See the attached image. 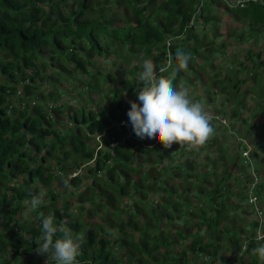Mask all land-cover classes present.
Listing matches in <instances>:
<instances>
[{
  "label": "trees",
  "instance_id": "trees-1",
  "mask_svg": "<svg viewBox=\"0 0 264 264\" xmlns=\"http://www.w3.org/2000/svg\"><path fill=\"white\" fill-rule=\"evenodd\" d=\"M87 1L0 0V213L2 212L0 238H5V240L0 239L1 264H35L27 258L25 261L23 258H19L17 262L12 261L15 255L29 254L28 244L30 245L31 242L20 237L23 231L28 232L29 238L34 235V231L27 229L24 224L27 220L21 219L18 213L23 209L26 201L30 205V193L41 187L47 190L46 198L52 202L31 209V213L55 202L54 172L61 174L60 182L64 188H66L65 181L76 186L78 190L76 201L88 207L84 216L87 224V213L94 211L96 217H101L103 228L106 224L115 227L112 230L114 234L106 227L103 237H97L96 233H91L88 228H80L75 220L80 213L79 209L77 215H74L71 212V202L65 200L61 208L66 212L63 213L67 219L66 226L73 233L81 232L86 237V242L77 257L78 264L88 262L191 264L188 257L190 253L206 252L212 259L215 258L217 252L215 248L219 245L217 234L227 239L225 249L230 246L232 247L230 250L234 251L239 245L238 233L241 229L233 230L229 236L223 231L224 224L231 221L236 211L235 206L232 211L230 210L228 194L224 191L223 180L229 177L225 167L221 171V176L215 173L216 167L210 169L213 178V184L210 186L205 184L204 174L191 176L187 174L191 170L189 167L191 164L200 163V160H194L196 154L189 151L191 158L187 154L188 158L185 161L167 165L164 159L170 155V152L164 149L160 142H155V138H143L146 144H153L149 147L126 140L115 146L112 154L98 149L96 157H93L95 150L86 143L92 135L100 133L103 129L106 133L103 137L104 145H107L112 138L117 139L119 133L112 124L126 116L123 110L126 112L127 108H130L120 95L124 91L137 89L144 59L151 58L158 65L161 64L167 49L164 40H170L171 65L163 75L169 76L176 70L177 47L183 48L190 54L188 69L176 72L174 84L183 83L193 93L194 99H201L200 102L213 115L215 123L221 118L229 120V123L238 122L236 114L239 108L246 106L248 102L246 98L255 99L254 110L249 112V119L264 118V88L255 85L259 79V72L255 70L258 64L251 62L248 66L249 73L245 76L238 75L234 79L229 74L216 73L208 76L206 82H202L206 88L201 92L197 91L198 88L195 82L189 79V74L194 75L196 80L202 81L199 71L204 69L205 65H211L212 59L209 55L216 56L226 47L230 51L232 49L230 44L233 40L229 38L227 40L226 34L222 37L224 27L220 25V21H223V18L218 17L217 11L220 13L223 8L220 7L218 0H204L196 20L201 24L202 30L199 32L191 28L185 29L186 22L198 0H124V8H121L120 0H110L112 13L103 11L106 2L97 0L92 6H88ZM91 12L95 14L91 15ZM226 19L233 20L234 27H239L240 37L245 35L246 28L249 29L247 36L256 44L261 32L264 37V6L262 5L253 4L243 9L229 10L226 12ZM218 28L220 32H217ZM215 37L219 38L216 43H214ZM261 46L262 44L258 48ZM247 54L248 52L245 53ZM96 57L103 59L107 57L112 62L113 68H110L112 70L98 71L91 68L97 60ZM199 57L202 60L199 63L196 61L195 65V60ZM49 61L53 63L51 66L55 74L47 75L41 70L40 66H48ZM122 61L131 65L128 66L129 73L134 72L129 79L128 77L118 79L114 74ZM231 62L232 70L243 66V62L236 58ZM219 64L221 65L222 62ZM71 73L76 74L77 78L74 79ZM62 76H69L74 82L79 83L80 87L82 83L83 89L81 87L72 95H69L68 90L62 91L59 87V78ZM80 76H83L81 82L78 79ZM228 80L233 83L230 84L231 93L225 84ZM48 83L51 89L45 90L44 85ZM108 84L113 86L111 88L113 93L106 98L107 104L101 111H88L87 105L93 103L95 94L104 92L103 86ZM241 85H244L247 91L239 89ZM211 93L218 94L222 98V101L220 99L217 102L218 110L214 102L204 98L206 95L210 97ZM11 97H13L12 101ZM63 97L67 99L74 97L78 106L73 108L69 103L62 104L66 102ZM14 101L19 105H14ZM227 101L230 103L224 105ZM45 102L54 103L55 106L47 110ZM64 118L69 122V126L59 120ZM256 121L245 124L240 137H245L257 123ZM260 127L264 129V121H261ZM228 133L232 135L234 131L229 130ZM212 139L207 144L213 147L216 143ZM255 141L256 139L253 140ZM65 145L67 148L63 149ZM184 149L181 147L182 151ZM194 151L198 153L197 149ZM236 151L229 152L233 157L229 163L231 167L236 165ZM151 152L156 156L155 161L148 166L135 164L137 154L144 155L146 159ZM254 155V152L250 151V157ZM219 156L222 155H218L217 158ZM49 158H53L55 165L45 164ZM64 160L67 161L66 164ZM88 161H91L92 165L87 164ZM156 166H159L158 169ZM64 167L67 171L75 167L83 170L68 180L65 177L66 169L65 171L62 169ZM117 169L119 172H124L122 176L119 172L115 174ZM140 169H144L140 176L144 181L139 184L140 195L129 203L135 208L134 214L141 207L149 210L153 207L158 211L145 221V231L139 236L137 232L136 238H133L132 234L138 229L137 222L140 221L132 213L115 206L114 198L111 196L115 186L113 187L109 179L113 174L117 179L116 175H118L122 184L127 186L130 180L126 174ZM174 169H181L184 173L180 176V182L177 181L179 178H173L176 184L172 189L171 197L162 203H157V207L154 204L147 205L148 203L144 202L147 193L142 189L148 187L144 186V183L151 188L156 185L155 182L149 183L150 172L157 181L163 178L161 177L163 170L169 173ZM87 177H89L88 182H84V178ZM10 179L17 181V185L10 186L8 184ZM2 181L6 182L5 185H2ZM180 183L184 185L179 187ZM132 184L133 182H130L129 186ZM159 184L166 186L165 182ZM262 189L264 190L263 185ZM120 191H123L122 187ZM198 192L202 193L203 197L199 198ZM237 193L240 198L242 196L240 191ZM8 199L12 202L9 203ZM159 199L161 200V196ZM136 201L140 204L138 205ZM50 213L54 215L56 224L62 221L60 208L53 209ZM79 221L86 225L84 218ZM247 222L249 226L252 225L251 221L247 220ZM200 229L205 233H200ZM37 230L42 231L41 223L36 227V232ZM242 232L243 229L240 233ZM60 235L57 233V236ZM116 241L120 242L119 247L125 246L121 255H116L114 251ZM171 244L178 246L179 251L171 248L173 247ZM252 249L253 243L251 245L250 242L245 252L250 253ZM6 256L9 257L6 259ZM250 260L248 264L256 263L255 257L251 256ZM233 264H236V261Z\"/></svg>",
  "mask_w": 264,
  "mask_h": 264
},
{
  "label": "clouds",
  "instance_id": "clouds-1",
  "mask_svg": "<svg viewBox=\"0 0 264 264\" xmlns=\"http://www.w3.org/2000/svg\"><path fill=\"white\" fill-rule=\"evenodd\" d=\"M218 1L221 6L226 9V12L229 10L243 9L253 4L264 6V0H249L243 7H228L224 0ZM203 2L204 0H198L193 12L186 22L185 29L191 28L196 32L202 30L201 24L196 20ZM217 31L219 30L217 29ZM175 37L178 38V36ZM216 39L218 40L219 38L216 37ZM169 41L170 40L168 39L166 41L164 40L167 49L165 58L161 64L158 65L151 58L143 60L142 71L139 73L140 81L137 86L138 90L136 89L138 93L135 100L129 101L130 106L128 105V107L130 108H127V111L125 112L126 116L114 121L112 124V127L119 133L117 139L112 138L108 141L107 145H104L103 137L106 134L105 129L101 130L100 133L91 136L89 141L92 142L91 147L95 150L93 157H96V150L98 149L109 151V153L112 154L113 148L126 140L135 141L144 147H149L153 144H146L143 138H155V142H160L165 149L172 148L175 143L180 147H184L191 151L204 146L214 137L215 128L212 124L214 119L213 115L206 109L203 103L191 96L188 87L183 83H180L179 85L174 84L176 72L188 69L189 61L191 60L190 54H188L183 48L177 47L175 51V59L178 62L177 68L171 75H163L171 65ZM226 49L227 48L222 49V52H220L217 57L220 59L221 55V59L223 60L221 62L222 64L224 63V67L228 66L232 69V58L229 59L228 51ZM199 59L201 58L199 57ZM194 80H196V78ZM194 80L193 83L195 82ZM199 82L202 84V81L199 79L196 80V87ZM252 101L254 102L255 99L253 98ZM54 106V103L45 102V108L47 110H51V107ZM247 117L246 122H252L249 119V113ZM219 120L221 121L225 119L221 118ZM225 121L228 122L227 119ZM93 138L95 139V142L92 141ZM243 139L244 138L237 137L238 146L236 148V162L239 160L240 164L245 159L246 163H242V166L247 169L237 170L236 168L239 167L238 163L233 167H231L230 164L226 165V167L229 170V176H231L232 173V177H234L237 192L240 191V194L243 196V198L241 199L240 197V199L243 204L244 216L247 220L251 221L252 225L249 226L248 222L246 223L248 226L246 228L247 231L243 228L244 232L240 233L239 245L238 248L233 251L234 253L231 252L226 258H221L216 252L214 259L202 262L203 264H233L234 261L239 258H244L247 254L256 258L257 262L255 264H259V261H261V264H264V242H261L264 241V236H258L257 242L254 240L258 222H260L261 230L264 232V204L262 201L264 199V190H262V185L264 188V179H262L264 174L261 175V170L256 166L257 157L261 153L258 152V148L261 145L257 140L253 142L254 138L249 140L248 145L244 144ZM246 151L248 152L247 156H245ZM250 151H252V153L254 152L255 155L250 157ZM261 151L263 150L261 149ZM88 163L92 162L88 161L87 164ZM80 171H82V169L76 167L75 169H69L66 171L65 177L69 180L73 176H77ZM117 172H119L118 169L115 171V174ZM123 173V171L119 172L120 176H122ZM128 173L126 175L130 182H134L133 172ZM130 182L127 185L128 187H131L129 186ZM64 183L67 188V195H70V191L73 192V190L78 192L76 186L68 184L67 181ZM116 184H122V182L117 181ZM47 194V190L42 187L39 190H33L30 193L31 200L29 202L31 209L34 210L43 205ZM139 195L140 193H138V196ZM252 197H254V200H250ZM136 198L137 197H135V200ZM67 199L70 201L69 198ZM71 206V212L74 215H77L78 209L80 211L79 215L75 218L77 224L81 226L80 228H88L91 233H96L97 237L104 236L105 229L103 228L102 219L98 222L94 211H89L87 213V224L84 216L88 207L77 201L75 203L71 201ZM63 213L65 214L66 212H63V209L61 208L60 214H62V221L59 224L54 222L55 217L53 214L50 213L45 215L43 212L39 213L38 224L40 225L41 223L42 231L37 230L36 236L34 237L33 235L31 238H28V234L27 237H25L24 233L20 235L21 238H27V240L31 242L30 248L36 249L38 254H47V259H45V256L41 258L33 255L34 258L39 259L38 264H78L77 257L81 252L82 245L86 242V237L81 232L73 233L66 226L67 219H65ZM81 218H84L86 225L80 223L79 220ZM93 225L97 227L96 232L91 231ZM99 232H101L102 235H99ZM57 233H60L61 235L57 236ZM250 242L253 243V249L250 253H246L245 251ZM32 244L34 246H31ZM228 250L230 251V249ZM26 255H28V253H22L21 258L26 259ZM42 259L44 260L42 261ZM81 261L86 262V260ZM88 264L98 263L88 262Z\"/></svg>",
  "mask_w": 264,
  "mask_h": 264
},
{
  "label": "rangeland",
  "instance_id": "rangeland-1",
  "mask_svg": "<svg viewBox=\"0 0 264 264\" xmlns=\"http://www.w3.org/2000/svg\"><path fill=\"white\" fill-rule=\"evenodd\" d=\"M95 1H97V0H88L87 1V5L88 6H92ZM101 1L106 2V4H107L104 7L103 11L112 13L113 7L111 5V1L110 0H101ZM109 3H110V5H109ZM124 3H125L124 0H120L121 8H124V6H123ZM72 5L74 6L73 2H72ZM220 7H222V6L220 5ZM94 14H95L94 12H91V15H94ZM217 15H218L219 18H223V21H220V25L222 24L223 27H224V31L222 33V37L226 34L227 40H228V38L230 40H233V42L230 44L231 47H232L231 51L229 50L228 47H226L227 48L226 50L229 53L228 56H230L229 59L230 58H232V59L236 58L237 60H240L242 62L244 60V62H243L244 67L242 66V68H238L237 70H232L228 66L224 67V63L222 65L219 64V62L223 61L221 59V55H220V59L217 57V55L216 56L209 55V58L212 59L211 65H206V66H204L205 67L204 69H201L199 71L200 79L202 80V82L203 81L206 82L208 76H212L213 74H216V73H219L220 75L229 74V76L231 78L233 77V79L236 78L238 75L245 76V75H247L248 71L250 70L248 66H250L251 62H254V63L258 64V66H256L255 70L259 72V79L255 82V85H256V87H259L261 85V88H264V80H263L264 79V37H263L262 32L259 34V36H258L259 40H258V42L256 44L255 41L253 42L247 36V33L249 32L248 28H246L244 30L245 35L240 37V35H239V33H240L239 32L240 31L239 27H234L233 20H231V19L227 20L226 19V9L223 8V10L220 13L217 11ZM218 30H220V29L218 28ZM258 30L260 31V29H258ZM212 34H215V33H212ZM209 38H210V36H209ZM236 41L237 42L239 41V42L237 43ZM216 42H217V39L215 37L214 38V43H216ZM260 44H262V46L260 48H258V46ZM244 51H245V53L248 52V54L245 55ZM256 51H258V52H256ZM220 52H222V51H220ZM244 55L247 58L243 57ZM96 58H97V60L95 61L93 66H91V68H95L98 71H100L102 69L104 71H107V70L111 71L112 70V69H110V68H113L112 62L109 61L107 59V57L105 59H103L102 57H96ZM115 59L117 60L118 58H115ZM201 60L202 59L197 58V60H195V65H196V61H198V63H199ZM117 61H119V60H117ZM60 63H61V61H60ZM51 64H53V63H50V61H49L48 66H43V65L40 66L42 68L41 70L44 71V73L47 74V75L55 74L53 72L54 70H53ZM128 66L130 67L131 65L130 64L127 65L123 61L121 63H119L118 67L116 68L117 71L114 72V74L118 77V79L127 78V77L129 79V78H131L133 76L134 72H130L129 73ZM243 70H245V72ZM237 71H238V73H237ZM71 74H72V76H74V79L77 78L76 74H74V73H71ZM208 74H211V75H208ZM82 78H83V76L82 77L80 76L78 78V79H80V82L82 81ZM195 78L196 77H194V75L189 74V79L191 81H193ZM59 81H60L59 82V87L61 88V90L62 91L68 90L69 95H72L73 93L78 92V90H80L81 87H82V89L84 87V85L82 83H81V87H80L79 83L74 82V80H72L69 76H62V77L59 78ZM194 81L196 82V80H194ZM225 82H226L225 83L226 86L230 87L229 84H231V81L228 80V81H225ZM112 87L113 86L111 84L103 86V88H105V91L102 92L99 95L95 94V96L93 97L94 98L93 99V103L87 105L88 106L87 110L88 111H93V112L101 111L103 106L107 104L106 103L107 102L106 98L113 93L112 89H111ZM44 88H45V90H49V89H51V85L49 83L45 84ZM197 88H198L197 91L201 92V90L203 91L206 88V86L199 82L198 85H197ZM240 89L241 90L244 89L245 91H247V89H245L244 85H241ZM137 90L134 89V90L129 91V92H125L124 91L123 93H121L120 97H122L123 100L127 101L128 105L130 106L129 101L135 100V97H136V95L138 93ZM190 94H191V96L193 95L192 92H190ZM249 96L251 97V93H249ZM13 97H11V101L13 100L12 99ZM204 98H207L211 102H214L215 107L217 105V102L221 99L219 97V95L215 94V93H211L210 97L208 95H206ZM63 99L66 100V102L62 103L64 105H66V103H69L73 108L78 106L74 97H72L71 99L70 98L67 99V98L63 97ZM246 100H248V102L246 103V106L244 107V109L243 108H239L238 112L236 114V118H237V120H239V122H234L235 124L234 123H229V120H228V122H226L225 120H221L220 122H217V123H215L214 121L212 122V124H213V126L215 128V136H214L213 140H215L214 143H216L213 147L209 146V144L206 143L204 146L199 147L197 149L198 153L195 152L194 150L190 151L191 153L197 155V156L194 157L195 158L194 160L198 159V160H200L199 161L200 163H199V165L196 163V164H191L189 166L190 169H191L187 173L189 176H191L193 174L197 175L198 173L199 174H204L205 175V177H204L205 184H207V185L209 184L211 186L213 184L212 183L213 178L211 177V172H210L211 171L210 169L212 167H216L215 168L216 169L215 173L217 175H220V176H221V171H223L224 167L227 169V172L229 171L228 168L226 167V165L231 163V161L233 160V157H232V155H229V152L231 151V152L234 153V151L236 150V148L238 146L237 137L238 138L240 137V134L243 131V126L245 124H247L246 118H248L247 117L248 113L251 110H254L253 101H251L252 98H246ZM199 101H201V99ZM224 103H223L224 105H228L230 103V101H227V102H224ZM13 104L14 105H19V104H17V101H16V103L14 101ZM210 109H212V107H210ZM216 110H218V107H216ZM71 112H74V111H71ZM123 112L125 113L124 110H123ZM58 118H60V117H58ZM59 120H61L64 124L69 126V122H67V120H65V118L64 119H59ZM251 121H256L257 123H255V125L248 131V133H246L245 137H241V138H244L243 142H244V144H247V145L249 144V140H251L253 138L257 139V141L260 142L261 146H259L258 152H261V153L257 157L256 166L258 168H260L261 175H263L264 174L263 173L264 172V143H263L264 135L262 133H264V129H262L260 126H261V121H264V118L257 117V118H255L254 120H251ZM234 126H236V127H234ZM237 127H239V128H237ZM229 130L234 131V133H232V135H230L228 133ZM221 135L223 136L222 138H221ZM259 137H260V139H259ZM92 141L95 142V139L93 138ZM91 144H92L91 141L87 142L88 146H91ZM220 146H222L225 150H223L222 147H220ZM65 148H67L66 145L64 146L63 149H65ZM212 149H213V151H212ZM261 149L263 151H261ZM168 150L170 152V155L164 159V163L167 164V165H174L176 163L183 162V161H185L188 158V155H189L188 154L189 150H187L185 148L184 151H182L181 147H179V145L175 144V143L173 144L172 148H170ZM222 150H223V152H222ZM55 152L59 153V151H55ZM218 152H220V153H218ZM220 154L222 156H219V158H217V156L220 155ZM247 155H248V152L246 151V155L245 156H247ZM229 156H230V158H229ZM191 157L192 156H190V158ZM155 159H156V156L154 155V152H151V154H149L148 158H146V159H145L144 155L139 153V154H137V157L135 158V164L141 163V164H145V165L148 166L149 163H152L153 161H155ZM48 163H50L51 165H55L54 164L55 162H54L53 158H49V160L45 162V164H48ZM64 163L66 164L67 161L64 160ZM236 163L239 164V161H237ZM242 163L245 164L246 160L244 159L242 161ZM242 163H240L239 167L236 168L237 170L247 169L246 167L242 166ZM88 164L92 165V163H88ZM53 167H55V166H53ZM158 167L159 166H156L157 169H158ZM182 167H184V166H182ZM179 168H180V166H179ZM62 169L65 171L66 168L64 167ZM164 169H166V167H164ZM143 170L144 169H140L138 171L133 172V176H134L133 177V181L134 182L131 185L132 187L124 186V184H116L117 181H120L119 178H118V175H116L117 179L115 177V174H113L112 178L109 179L112 182L113 187L115 186L114 192L112 190V193H111V196L114 198L115 206L119 207V208H122V210L127 212V213H132V215L136 216V219H138L140 221V222H137L138 229H136L134 231V234H132L133 238H136L137 232H138V236H139L143 231H145V229H146L145 221L148 220V218L151 217L152 215L157 214V211H158V209H155L153 207H152V210H149V208L145 209L144 207H141V208H139L138 212L136 214H134L133 211H135V208H133V206L129 203V202L132 201V199L134 201L135 197H138V193H139L138 189L140 188L139 184L144 182L142 179H140L141 178L140 176L142 175V171ZM66 171H67V169H66ZM150 173H151V179H150L149 183L155 182L156 185L153 188H151L147 183H144V186H147L149 188V189L148 188L142 189L145 193H147V196L144 197V202L148 203L147 205L154 204L155 207H157V203L158 204L162 203L163 201H166L167 198L171 197L172 189L175 188L174 185L176 184V180L175 179L173 180V178L174 177L179 178L177 181L180 182V180H181L180 176L182 175V173H184V171L181 170V169L180 170L174 169V170L170 171L169 173H166L163 170L161 172V177H163V178L161 180H157V181L154 180L155 177H154L153 173L152 172H150ZM53 174H54L53 180H54V186H55V188L53 189L54 190L53 192L55 193V196H56L55 200H54L56 202H54L53 204H50L49 206H46V207H44L42 209H39V210L31 213V211H30L31 207L26 201L23 204V209H21V211H19V213H18V216H20L21 219H26L27 220V222L24 223V224H26L25 226H26L27 229H30V230L34 231V233H33L34 236H36V227H38V225H39L38 224L39 213L43 212L45 215H48L50 211H53V209H56V208H59V207L61 209L60 205L62 204V202L64 200H68L67 198L70 199L69 202H71V201L74 202V203L76 202L75 199H76V196H77L78 192H76V190H73V192L70 191V195H67V193H68L67 192V188H64L63 185L60 182L61 175L58 172H54ZM262 179H264V175L262 176ZM88 180H89V177L84 178V182H88ZM223 181H224L223 183L225 184L224 191L226 192V194H228L229 207H230V205H232L230 207V210L232 211L233 207L234 206L236 207L235 208L236 209V213L233 214L231 221L229 223H227V225L224 224L223 227L225 229H223V231H224L226 236H229L230 232H233V230H237L239 228H241V230L244 228L247 231L246 228L248 226L245 224V223H247L246 222L247 220H246V218L244 216L243 204H242V201L239 198V196L236 194L237 193V186H236V183L234 182V177H232V173H231V176H229L228 178H226ZM136 182H138V183H136ZM159 182H165L166 186L163 187V185L159 184ZM5 183L6 182L2 181V185H5ZM8 184L10 186H16L17 185V181L10 179ZM183 185H184V183H180L178 186L180 187V186H183ZM120 187L123 188V191H120ZM197 195H198L199 198L201 196L203 197L202 193L200 194V192H198ZM160 196H161V200L159 199ZM163 196H164V198H163ZM8 202L11 203L12 201L10 199H8ZM50 202H52V201L50 199L46 198L44 204H48ZM136 203L138 205L140 204L137 201H136ZM184 208H187V206H184ZM1 213H0V216L2 215ZM120 214H122V213H120ZM96 220L98 222H100L101 218L100 217H96ZM242 223H243V225H242ZM106 227L108 228L109 231H112L113 229H115L114 226H111V225H108V224H106ZM106 227H104V229H106ZM96 229H97V227L95 225H93L92 228H91V231L92 232H96ZM199 232L200 233H205L202 229H200ZM240 232L241 231H239L238 235L240 234ZM23 233L25 234V237H27L28 232L27 231H23ZM98 234L102 235L101 232H99ZM217 237L219 238L218 242H217V243H219L218 248H215V249H217V254L221 258H223V257L226 258L231 252H233V250L232 251L228 250V249H231L232 247L228 246L227 247L228 249H225V247L227 246V239L225 238V236L222 237L221 234H217ZM0 239L1 240H5V238L3 239V237L0 238ZM25 239L27 240V238H25ZM116 242L117 243H116V247L114 248V251L116 252V255H121V254H123V250L125 249V246H120L119 247L120 242L119 241H116ZM110 244H113V242H110ZM171 245L173 246L171 248L175 249L176 251H179L178 247L176 245H173V244H171ZM28 248L29 249H28L27 252H29V254L26 255V257L28 258V260L30 262H33L35 264L39 263V259L38 258H34L35 255H36V257H41L42 258V257L45 256V259L47 258V254L41 255V254L37 253L36 249H34V248L30 249V245L29 244H28ZM159 251L161 252V249H159ZM32 253H34V254H32ZM200 254H202V255H200ZM21 255L22 254L15 255L14 258L12 259V261L13 262L14 261L17 262L18 259L21 258ZM8 257L9 256H6V259ZM188 257L190 258L191 264L202 263V262H205V261H208V260L212 259L211 256L208 253H205V252H199V253H196V254L190 253V254H188ZM250 259H251L250 255H247V256L245 255L244 258L238 259L239 261L236 260V264H248V261ZM23 260L25 261V259H23ZM43 260L44 259H42V261ZM256 262H257V260H256ZM0 264H1V262H0ZM142 264H145V263H142ZM155 264H157V263H155ZM213 264H215V263H213Z\"/></svg>",
  "mask_w": 264,
  "mask_h": 264
},
{
  "label": "bare ground",
  "instance_id": "bare-ground-1",
  "mask_svg": "<svg viewBox=\"0 0 264 264\" xmlns=\"http://www.w3.org/2000/svg\"><path fill=\"white\" fill-rule=\"evenodd\" d=\"M236 42H237V41H236ZM236 42H235V43H236ZM238 42H239V41H238ZM238 42H237V43H238ZM239 46H240V45H239ZM243 46H244V45H243ZM233 49H234V48H233ZM243 49H244V48H243ZM236 50H237V49H236ZM236 50H235V51H236ZM228 54H229V53H228ZM244 54H245V51H244ZM229 57H230V56H229ZM243 57H245V55H244ZM245 58H247V57H245ZM240 59H241V58H240ZM240 62H241V61H240ZM243 62H244V60H243ZM241 64H242V63H241ZM244 64H245V63H244ZM240 66H241V65H240ZM243 67H244V65H243ZM252 67H253V65H252ZM233 68H235V67H233ZM235 69H236V68H235ZM240 70H241V69H240ZM243 71L245 72V70H243ZM249 71H250V70H249ZM237 73H238V71H237ZM242 73H243V72H242ZM248 73H249V72H248ZM251 73H253V72H251ZM249 75H250V74H249ZM232 78H233V77H232ZM260 78H261V77H260ZM227 79H228V78H227ZM216 80H217V79H216ZM230 81H231V80H230ZM242 82H243V81H242ZM231 84H233V83H231ZM229 85H230V84H229ZM237 86H238V85H237ZM235 87H236V85H235ZM244 87H245V86H244ZM216 88H217V87H216ZM239 89H240V88H239ZM239 89H238V90H239ZM215 90H216V89H215ZM226 90H227V89H226ZM226 90H225V91H226ZM229 90H230V87H229ZM242 90L244 91V89H242ZM222 92H223V91H222ZM230 93H231V90H230ZM234 94H235V93H234ZM239 94H240V93H239ZM231 95H232V94H231ZM231 95H230V96H231ZM240 95H241V94H240ZM232 96H233V95H232ZM244 96H245V95H244ZM233 97H234V96H233ZM237 97H238V96H237ZM241 97H242V96H241ZM215 99H216V98H215ZM221 99H222V98H221ZM229 99H230V97H229ZM232 99H233V98H232ZM238 99H239V98H238ZM243 99H244V98H243ZM241 100H242V99H241ZM221 101H222V100H221ZM221 101H220V102H221ZM238 101H239V100H238ZM240 102H241V101H240ZM242 103H243V101H242ZM210 104H211V103H210ZM227 104H228V103H227ZM210 107H211V106H210ZM210 107H209V108H210ZM216 107H217V106H216ZM242 107H243V106H242ZM235 108H236V107H235ZM237 108H238V107H237ZM243 109H244V107H243ZM220 110H221V109H220ZM223 110H225V109H223ZM240 110H241V109H240ZM236 111H237V110H236ZM218 112H219V111H218ZM222 112H223V111H222ZM234 112H235V111H233V113H234ZM242 113H243V112H242ZM242 113H241V114H242ZM234 114H235V113H234ZM240 119H241V118H240ZM238 122H239V120H238ZM240 123H241V122H240ZM234 124H235V123H234ZM237 124H238V123H237ZM244 124H245V123H244ZM247 124H249V123H247ZM230 125H231V124H230ZM237 126H238V125H237ZM234 127H236V126H234ZM224 128H225V127H224ZM237 128H239V127H237ZM226 130H227V129H226ZM244 130H245V128H244ZM221 133H222V132H221ZM223 134H224V133H223ZM214 136H215V135H214ZM227 136H228V135H227ZM222 137H223V136L221 135V138H222ZM212 140H213V139H212ZM256 140H257V139H256ZM231 141H232V140H231ZM212 145H213V144H212ZM220 147H222V146H220ZM222 149L225 150L223 147H222ZM223 150H222V152H223ZM226 152H227V151H226ZM229 158H230V156H229ZM228 160H229V159H228ZM238 161H239V160H238ZM211 163H212V162H211ZM228 163H229V162H228ZM209 167H210V166H209ZM241 167H242V166H241ZM259 169H260V168H259ZM240 170H241V169H240ZM210 172H211V171H210ZM212 172H213V170H212ZM225 172H226V171H225ZM201 173H202V172H201ZM208 173H209V172H208ZM213 173H214V172H213ZM219 173H220V172H219ZM263 173H264V172H263ZM209 174H210V173H209ZM225 175H226V174H225ZM207 176H208V175H207ZM227 176H228V175H227ZM208 178H209V177H208ZM223 182H224V181H223ZM229 182H230V181H229ZM229 182H228V183H229ZM234 185H235V184H234ZM226 187H227V186H226ZM232 188H233V187H232ZM262 190H263V189H262ZM226 191H227V190H226ZM228 191H229V190H228ZM223 193H224V192H223ZM230 193H231V192H230ZM236 194H237V193H236ZM224 195H225V194H224ZM238 195H239V194H238ZM240 195H241V194H240ZM221 196H222V195H221ZM229 196H230V195H229ZM240 197H243V196H240ZM230 199H231V198H230ZM239 200H240V199H239ZM263 200H264V199H263ZM263 200H262V201H263ZM228 202H229V200H228ZM263 202H264V201H263ZM241 205H242V204H241ZM231 206H232V205H230V207H231ZM235 208H236V207H235ZM227 209H228V208H227ZM227 209H226V210H227ZM239 209H240V208H239ZM226 210H225V211H226ZM240 210H241V209H240ZM241 211H242V210H241ZM239 215H240V214H239ZM236 216H237V215H236ZM240 216H241V215H240ZM242 217H243V216H242ZM244 219H245V218H244ZM244 219H243V220H244ZM238 220H239V219H238ZM233 221H234V220H233ZM246 222H247V221H246ZM234 223H235V222H234ZM243 223H244V222H243ZM243 223H242V225H243ZM245 224H246V223H245ZM226 225H227V224H226ZM236 228H237V227H236ZM240 229H241V228H240ZM241 231H242V230H241ZM243 231H244V230H243ZM249 244H250V243H249ZM251 245H252V243H251ZM177 247H178V246H177ZM220 249H221V248H220ZM178 250H179V249H178ZM198 250H199V249H198ZM234 250H235V249H234ZM181 251H182V249H181ZM199 251H200V250H199ZM226 251H227V250H226ZM231 251H232V250H231ZM178 253H179V252H178ZM205 253H206V252H205ZM195 254H196V253H195ZM225 254H226V253H225ZM200 255H202V254H200ZM247 255H248V254H247ZM247 255H246V256H247ZM197 257H198V256H197ZM253 258H254V257H253ZM46 259H47V258H46ZM80 259H81V258H80ZM182 261H183V260H182ZM238 261H239V260H238ZM249 261H251V260H249ZM189 262H190V261H189ZM84 263H85V262H84ZM179 263H180V262H179ZM185 263H186V262H185ZM240 263H241V262H240ZM81 264H82V263H81ZM86 264H88V263H86Z\"/></svg>",
  "mask_w": 264,
  "mask_h": 264
},
{
  "label": "built area",
  "instance_id": "built-area-1",
  "mask_svg": "<svg viewBox=\"0 0 264 264\" xmlns=\"http://www.w3.org/2000/svg\"><path fill=\"white\" fill-rule=\"evenodd\" d=\"M249 0H224L228 7H243ZM168 42V41H167ZM250 200H254V197L250 198ZM258 236H264V232L261 230L260 222L257 223L254 240L257 242ZM264 242V241H261Z\"/></svg>",
  "mask_w": 264,
  "mask_h": 264
}]
</instances>
